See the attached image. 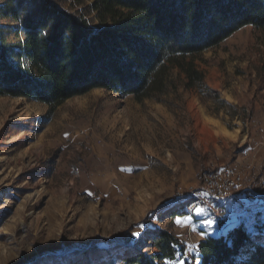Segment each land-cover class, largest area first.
I'll return each mask as SVG.
<instances>
[{"label": "rangeland", "instance_id": "obj_1", "mask_svg": "<svg viewBox=\"0 0 264 264\" xmlns=\"http://www.w3.org/2000/svg\"><path fill=\"white\" fill-rule=\"evenodd\" d=\"M54 1L99 24L91 0ZM196 64L224 104L177 72L161 100L98 88L51 109L0 96V264H77L112 244L146 251L151 227L180 239L171 264H195L199 242L236 219L238 199L192 205L203 173L228 166L243 177L238 198L263 206L246 224L264 225V29L243 27Z\"/></svg>", "mask_w": 264, "mask_h": 264}, {"label": "trees", "instance_id": "obj_2", "mask_svg": "<svg viewBox=\"0 0 264 264\" xmlns=\"http://www.w3.org/2000/svg\"><path fill=\"white\" fill-rule=\"evenodd\" d=\"M91 1L98 25L54 0H0V96L24 97L51 109L98 88L138 101L161 100L177 88V72L185 75L187 87L224 104L217 90L204 86L196 59L243 27L264 29V0ZM145 235L139 240L150 241L146 251L112 244L107 253L90 249L76 263L181 260L184 248L173 232L151 227ZM195 258V264H264V225L254 231L238 223L208 234Z\"/></svg>", "mask_w": 264, "mask_h": 264}, {"label": "built area", "instance_id": "obj_3", "mask_svg": "<svg viewBox=\"0 0 264 264\" xmlns=\"http://www.w3.org/2000/svg\"><path fill=\"white\" fill-rule=\"evenodd\" d=\"M242 181L241 172L231 166L206 170L202 176L200 192L193 196L192 205L225 206L232 199L233 192L240 186ZM251 200L252 196L250 194L243 196L235 219L238 223H246L256 210Z\"/></svg>", "mask_w": 264, "mask_h": 264}, {"label": "crops", "instance_id": "obj_4", "mask_svg": "<svg viewBox=\"0 0 264 264\" xmlns=\"http://www.w3.org/2000/svg\"><path fill=\"white\" fill-rule=\"evenodd\" d=\"M236 190H237V189H236ZM236 190L233 192V197H232V199H231V200L225 205V208L229 209L230 206H231L232 204H234L233 201L236 200V199H238L239 202H241V201L243 200V197H239V198H238L239 194L236 193ZM236 197H237V198H236ZM207 207H208V208H212V207H215V206H213V205H208ZM255 207H256V209H258V208H261V207H263V206L259 205V206H255ZM235 225H237L236 220H234V221H230L229 223H227L226 225H224V226L222 227V229L219 230V232H220V233H221V232H224V231H226V230L232 228V227L235 226Z\"/></svg>", "mask_w": 264, "mask_h": 264}, {"label": "snow or ice", "instance_id": "obj_5", "mask_svg": "<svg viewBox=\"0 0 264 264\" xmlns=\"http://www.w3.org/2000/svg\"><path fill=\"white\" fill-rule=\"evenodd\" d=\"M195 211L199 213L200 211H202V209L196 208ZM139 226L143 227V225H139ZM132 235H139V233L138 232H133Z\"/></svg>", "mask_w": 264, "mask_h": 264}, {"label": "bare ground", "instance_id": "obj_6", "mask_svg": "<svg viewBox=\"0 0 264 264\" xmlns=\"http://www.w3.org/2000/svg\"><path fill=\"white\" fill-rule=\"evenodd\" d=\"M200 132L204 133V134H210L211 132L206 130V129H201Z\"/></svg>", "mask_w": 264, "mask_h": 264}]
</instances>
